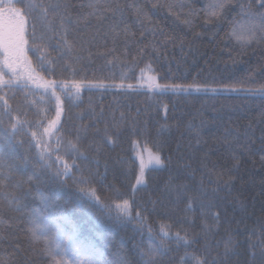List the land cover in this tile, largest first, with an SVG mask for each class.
I'll use <instances>...</instances> for the list:
<instances>
[{"label": "trees", "instance_id": "16d2710c", "mask_svg": "<svg viewBox=\"0 0 264 264\" xmlns=\"http://www.w3.org/2000/svg\"><path fill=\"white\" fill-rule=\"evenodd\" d=\"M209 3L11 0L56 95L0 50V264H264V97L223 90L264 86V39L231 35L257 0ZM142 148L163 166L137 185Z\"/></svg>", "mask_w": 264, "mask_h": 264}, {"label": "snow or ice", "instance_id": "6c2138e0", "mask_svg": "<svg viewBox=\"0 0 264 264\" xmlns=\"http://www.w3.org/2000/svg\"><path fill=\"white\" fill-rule=\"evenodd\" d=\"M9 7L5 9L3 6H0V50H2L5 53V65L9 68L14 70L16 60L23 57L25 63L27 64V74L28 79H33V73H36V69L31 67V62L27 61L26 53H25V45L27 44V41L25 40V15L27 13L22 12L20 9H17L15 7H11V0H8ZM3 4V0H0V5ZM37 5H34L32 3H28L26 5V8L28 10H33ZM52 7H58L52 6ZM231 8V0H210V3L207 5V8L205 11L208 13L210 17H220L222 14H225L228 9ZM47 8L43 9V15H47ZM240 12L245 17V19H242L238 22H233L232 24V37L240 43V45L246 46L250 44L253 40H256L258 38L264 39V0H257L256 9H253L252 4H248L247 6L240 5ZM7 13V14H5ZM15 58V59H14ZM40 68H44V57H41L40 60ZM150 68V66H149ZM2 70V69H0ZM143 71V70H142ZM37 80H38V86L45 88L46 90L49 88H53L52 95L55 96V82L52 81H45L43 80V77L39 76L38 73H36ZM152 79L151 77L149 78ZM5 81H3L2 77H0V84H4ZM60 87L66 88L67 86L61 82L59 85ZM89 86H96L101 87L102 82H97L95 85H89ZM72 87L75 89V92H79L82 85L81 82L74 81L72 83ZM131 87V86H129ZM157 87H161L158 86ZM164 89L171 88L173 91L180 90V91H188L191 88H195L197 92L201 90L207 91V87L201 86V85H188L187 87L182 85H164L162 86ZM224 91L229 92H245L248 95H254V96H260L264 97V86H261L258 89H238L235 87H227L225 86L223 88ZM213 92L217 91V89H212ZM71 94V93H69ZM59 99V97H56ZM57 116H59V112L57 113ZM53 124L56 122L53 121ZM13 131L16 130V125L12 126ZM75 147V146H73ZM41 158L44 159L43 154H41ZM59 159V157H57ZM148 163H155L158 166H163V161L159 155V152H149L148 156ZM48 167H52L51 164H47ZM146 167V164L144 160H141V177L137 179L136 183L137 185L142 184L143 181V172ZM68 174V166L65 164L63 172H61L59 169L56 170L55 175L57 178L61 175H67ZM81 192H84L85 195L90 196L92 199L96 200L98 203H102L98 197H96V193L94 190L81 188ZM117 208H120V205L116 206ZM124 209L126 214L128 213V201H124ZM137 215H140L139 213ZM214 220L219 221V215L214 214ZM141 222L143 221V216H140ZM206 228L208 226L206 225ZM211 230V229H208ZM167 235V233H165ZM178 235V234H177ZM163 245H159L157 249H153L147 253H144L143 255L147 257L145 260V264H157V261L155 259V255L159 251L160 248H162ZM162 254V253H161ZM198 264H201V262H198ZM203 264H206V262H203ZM212 264H216L215 261L212 262Z\"/></svg>", "mask_w": 264, "mask_h": 264}, {"label": "rangeland", "instance_id": "374dc122", "mask_svg": "<svg viewBox=\"0 0 264 264\" xmlns=\"http://www.w3.org/2000/svg\"><path fill=\"white\" fill-rule=\"evenodd\" d=\"M26 34H27V26L25 24V40H26ZM25 53H26L27 61H29L28 55H27L26 45H25ZM21 60H24V58L21 57V58L18 59V63H15V69H22V67L25 68L24 66L19 65V63H20ZM22 72L26 74L27 73V70H25V69L23 70L22 69ZM149 81H150V84L157 85V81H156L155 78H152L151 80L149 79ZM55 122L56 123L55 124H52V126H53L54 129H57L59 127L60 123H61V120L58 119ZM149 152L150 151H148L146 149H138L137 156H138V160H139L140 166H141V160L142 159L144 160V162L146 164V167L144 169V172L147 171V169L152 168L153 166H157L155 163H148Z\"/></svg>", "mask_w": 264, "mask_h": 264}, {"label": "bare ground", "instance_id": "6f19581e", "mask_svg": "<svg viewBox=\"0 0 264 264\" xmlns=\"http://www.w3.org/2000/svg\"><path fill=\"white\" fill-rule=\"evenodd\" d=\"M142 149H144V148H142Z\"/></svg>", "mask_w": 264, "mask_h": 264}]
</instances>
